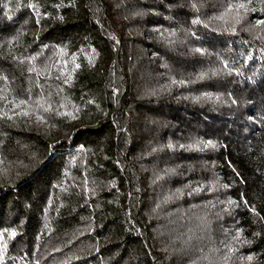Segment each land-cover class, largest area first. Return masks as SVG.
Returning <instances> with one entry per match:
<instances>
[{"label": "trees", "instance_id": "obj_1", "mask_svg": "<svg viewBox=\"0 0 264 264\" xmlns=\"http://www.w3.org/2000/svg\"><path fill=\"white\" fill-rule=\"evenodd\" d=\"M0 264H264V0H0Z\"/></svg>", "mask_w": 264, "mask_h": 264}]
</instances>
